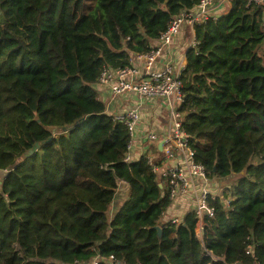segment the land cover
<instances>
[{
    "label": "trees",
    "instance_id": "trees-1",
    "mask_svg": "<svg viewBox=\"0 0 264 264\" xmlns=\"http://www.w3.org/2000/svg\"><path fill=\"white\" fill-rule=\"evenodd\" d=\"M200 1L0 0V264H264V1L195 25L181 73L195 162L237 177L208 198L201 241L195 211L163 222L166 183L145 156L127 160L129 134L95 90Z\"/></svg>",
    "mask_w": 264,
    "mask_h": 264
},
{
    "label": "built area",
    "instance_id": "built-area-1",
    "mask_svg": "<svg viewBox=\"0 0 264 264\" xmlns=\"http://www.w3.org/2000/svg\"><path fill=\"white\" fill-rule=\"evenodd\" d=\"M223 1L201 0L193 10L183 11L173 17L166 31L159 39V47L148 54L134 56L137 59H144L147 63V71L143 77H139V70L133 66L132 57L130 66L121 69L104 67L97 79V84L107 87L113 96L132 93L141 98L165 99L167 101L170 129L161 139L154 133H147L143 139L146 141L145 148H148L152 143L162 142L161 151L163 158L161 162L155 161L154 157L149 155V148L145 157L152 172L166 183L171 201L189 193L192 179L200 178L204 181L209 179L206 176L204 167L195 162L194 151L189 145V136L185 133L181 116L177 112L183 101L181 73L185 67L174 70L168 65L159 71H152L151 67L156 58L161 55L163 48L168 46L179 35L184 24L194 28L195 25L219 18L220 15L215 13V11ZM249 1L260 4L264 0ZM195 44L194 40L192 47ZM113 117L114 120L125 126L130 137L128 143V150H130L136 126L140 121L139 112L136 109H131L124 113L113 115ZM127 160H129L128 155ZM209 197L214 199L216 196L203 190L198 199L197 208L194 210L197 215V224H202L204 217L210 218L213 215V209L208 205ZM179 221L177 219L172 220L173 223ZM246 253H249V251ZM108 261L111 263L113 257H110ZM99 262L100 258L95 257L88 264H99Z\"/></svg>",
    "mask_w": 264,
    "mask_h": 264
},
{
    "label": "crops",
    "instance_id": "crops-1",
    "mask_svg": "<svg viewBox=\"0 0 264 264\" xmlns=\"http://www.w3.org/2000/svg\"><path fill=\"white\" fill-rule=\"evenodd\" d=\"M230 8L229 0H224L219 8L215 11L220 16L227 13ZM195 40L194 28L184 24L179 35L172 42L163 48L162 53L156 58L152 64V71H159L170 65L174 70H179L186 66V54L189 49L193 48L192 44ZM159 40L153 42L152 46L158 48ZM133 66L139 70V77H143L147 71V63L144 59H137L133 56ZM95 90L99 99L106 105V112L109 115H117L125 111L136 109L140 114V121L136 126L134 136L132 138V146L128 152L129 161H137L141 156L154 154V159L161 162L163 155L159 142L152 143L145 148L146 141L143 139L147 133H154L160 139L170 129L169 106L165 99L141 98L135 94L128 93L122 96H113L109 89L103 85L96 84ZM158 154H155V153ZM158 176V175H157ZM158 179L159 176H158ZM237 179L236 176H230L222 179H209L204 181L200 178L192 179V185L187 195L174 199L167 209L163 222L173 219L182 220V218L190 211H194L198 205V199L203 190L210 194L220 196L224 188L231 185ZM161 180V179H160ZM129 189L125 183H120L114 200L113 211L119 209L127 200ZM202 228V224H197L196 231ZM202 239V237H201Z\"/></svg>",
    "mask_w": 264,
    "mask_h": 264
},
{
    "label": "water",
    "instance_id": "water-1",
    "mask_svg": "<svg viewBox=\"0 0 264 264\" xmlns=\"http://www.w3.org/2000/svg\"><path fill=\"white\" fill-rule=\"evenodd\" d=\"M65 130H66V129H63V131H65ZM55 132H56V131L53 130V133H55ZM161 145H162V142L159 143V147H160V148H161ZM37 147H38V145L35 144L34 147H33V149H31L30 151H28L27 156L31 155V154L37 149ZM159 188H162V185H161V184H159ZM156 230H157V232H158V236H159V238H160V236H161V230H160L159 227H157ZM200 231H201V232H200V237H203V230L201 229Z\"/></svg>",
    "mask_w": 264,
    "mask_h": 264
},
{
    "label": "rangeland",
    "instance_id": "rangeland-1",
    "mask_svg": "<svg viewBox=\"0 0 264 264\" xmlns=\"http://www.w3.org/2000/svg\"><path fill=\"white\" fill-rule=\"evenodd\" d=\"M155 154H158V153L156 152ZM151 155L154 156V154H152V153H151ZM154 157H156V156H154ZM200 232H201V231H199V229H198V230L196 231V234L198 235V238H199L200 241H201Z\"/></svg>",
    "mask_w": 264,
    "mask_h": 264
}]
</instances>
